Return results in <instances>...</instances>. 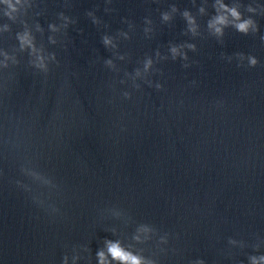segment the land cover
<instances>
[{
    "label": "water",
    "instance_id": "1",
    "mask_svg": "<svg viewBox=\"0 0 264 264\" xmlns=\"http://www.w3.org/2000/svg\"><path fill=\"white\" fill-rule=\"evenodd\" d=\"M262 38L264 0H0V264H264Z\"/></svg>",
    "mask_w": 264,
    "mask_h": 264
},
{
    "label": "clouds",
    "instance_id": "2",
    "mask_svg": "<svg viewBox=\"0 0 264 264\" xmlns=\"http://www.w3.org/2000/svg\"><path fill=\"white\" fill-rule=\"evenodd\" d=\"M252 9L249 8V11ZM203 9H201V12ZM184 16L190 24H194V19L185 12ZM231 18V19H229ZM167 19V17H165ZM233 26L240 32L247 34L250 27L255 30V24L252 19H243L241 13L236 7H229L225 4H220L217 8V15L208 23L209 28H214L217 34H222L223 28ZM264 39V38H262ZM109 41L105 39V43ZM175 51V49L173 50ZM257 63L255 58L251 59V64ZM98 264H149L142 256L134 254L132 251L125 248L119 240L113 241L105 238L104 248L96 252ZM110 258V259H109Z\"/></svg>",
    "mask_w": 264,
    "mask_h": 264
}]
</instances>
